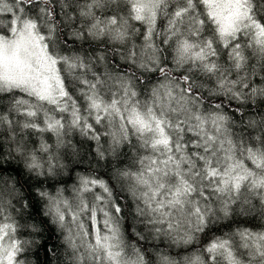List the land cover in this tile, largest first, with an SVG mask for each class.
Here are the masks:
<instances>
[{
    "label": "clouds",
    "instance_id": "9594fccd",
    "mask_svg": "<svg viewBox=\"0 0 264 264\" xmlns=\"http://www.w3.org/2000/svg\"><path fill=\"white\" fill-rule=\"evenodd\" d=\"M0 264H264V0H0Z\"/></svg>",
    "mask_w": 264,
    "mask_h": 264
}]
</instances>
